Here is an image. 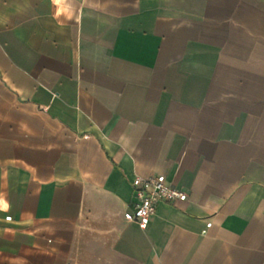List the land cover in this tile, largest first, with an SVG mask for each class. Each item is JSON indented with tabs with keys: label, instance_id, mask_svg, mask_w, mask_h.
Segmentation results:
<instances>
[{
	"label": "crops",
	"instance_id": "obj_1",
	"mask_svg": "<svg viewBox=\"0 0 264 264\" xmlns=\"http://www.w3.org/2000/svg\"><path fill=\"white\" fill-rule=\"evenodd\" d=\"M0 264H264V0H0Z\"/></svg>",
	"mask_w": 264,
	"mask_h": 264
},
{
	"label": "built area",
	"instance_id": "obj_2",
	"mask_svg": "<svg viewBox=\"0 0 264 264\" xmlns=\"http://www.w3.org/2000/svg\"><path fill=\"white\" fill-rule=\"evenodd\" d=\"M135 209L124 214L127 222L136 223L140 229H147L151 218L155 215L159 202H185L187 194L166 182L163 175L148 178L137 177L132 182Z\"/></svg>",
	"mask_w": 264,
	"mask_h": 264
}]
</instances>
